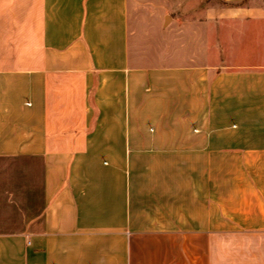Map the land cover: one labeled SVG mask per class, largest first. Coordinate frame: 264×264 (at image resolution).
Segmentation results:
<instances>
[{
  "label": "crops",
  "instance_id": "0c3cea01",
  "mask_svg": "<svg viewBox=\"0 0 264 264\" xmlns=\"http://www.w3.org/2000/svg\"><path fill=\"white\" fill-rule=\"evenodd\" d=\"M0 264H264V0H0Z\"/></svg>",
  "mask_w": 264,
  "mask_h": 264
},
{
  "label": "rangeland",
  "instance_id": "374dc122",
  "mask_svg": "<svg viewBox=\"0 0 264 264\" xmlns=\"http://www.w3.org/2000/svg\"><path fill=\"white\" fill-rule=\"evenodd\" d=\"M193 1V0H192ZM177 2H181V0H176V4H177Z\"/></svg>",
  "mask_w": 264,
  "mask_h": 264
}]
</instances>
